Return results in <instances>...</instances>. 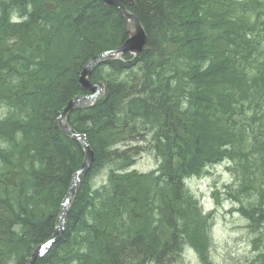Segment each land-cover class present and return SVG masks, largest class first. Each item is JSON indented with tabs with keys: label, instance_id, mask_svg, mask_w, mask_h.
Instances as JSON below:
<instances>
[{
	"label": "trees",
	"instance_id": "trees-1",
	"mask_svg": "<svg viewBox=\"0 0 264 264\" xmlns=\"http://www.w3.org/2000/svg\"><path fill=\"white\" fill-rule=\"evenodd\" d=\"M125 5L142 23L149 51L140 56L144 63L139 68L129 61L108 62L91 75V83L105 81V97L73 113L70 125L89 131L94 161L71 202L62 239L36 264H113L119 256L102 253L93 237L98 235L132 249L133 255L141 256L139 264H153L145 258L144 245L156 243L155 250L167 253L171 242L156 231L167 230L168 224L171 230L179 225L178 232H172L175 243L186 244L204 258L208 221L186 181L222 162L221 147L234 144L233 123L242 128L248 124L245 118L231 117L238 107L252 110V123L262 126L260 138L242 134L238 139L242 153L264 161V0H126ZM126 38L118 12L100 0H0V144L12 157L9 163L0 160V201L12 204L0 208V242L15 253L16 241L4 238L11 233V223L26 230L18 239L28 238L34 247L41 237L30 236L31 226L42 236L51 235L60 203L80 166L81 146L59 130L57 118L69 100L88 93L78 84L84 63L99 48L118 46ZM178 101L186 108L181 115L188 123L177 117L168 121L163 115L145 121L144 108L158 113L177 107ZM133 106L136 110L129 118ZM123 118L130 123L121 122ZM159 127L162 133L154 135ZM192 127L199 131L196 136ZM168 129L181 142L162 140L156 146ZM147 133L153 134L150 145L156 146L160 163L171 165L172 158L176 164V170L164 173V180L179 189V195L172 192L176 202L171 208L162 197L167 188L145 190L139 186L142 177L128 171L138 155L135 144ZM101 134L114 147H123L107 183L93 188L92 178L111 158L99 148ZM251 139L256 141L248 145ZM150 203L157 208H150ZM143 221L150 222L154 237L136 231ZM25 248L20 264L35 249ZM91 257L98 263H90Z\"/></svg>",
	"mask_w": 264,
	"mask_h": 264
},
{
	"label": "bare ground",
	"instance_id": "bare-ground-1",
	"mask_svg": "<svg viewBox=\"0 0 264 264\" xmlns=\"http://www.w3.org/2000/svg\"><path fill=\"white\" fill-rule=\"evenodd\" d=\"M125 1L123 2L122 7L124 9L130 11L131 13H133L125 5ZM100 2L102 3V5H104L103 2H102V0H100ZM105 7L106 8H113V9H115L118 12L117 8L114 7V6H110V7L105 6ZM118 15H119V12H118ZM139 22H140V20H139ZM140 24H141V26H142V28H143V30L145 32V29H144V27H143V25H142L141 22H140ZM123 25L125 26L124 22H123ZM72 41H74V40L71 39V42ZM119 46H121V44L118 45V46L116 44H112L111 45L112 48H108V49H105V50L103 48H99L97 50L96 55H94V56L90 57L88 60H86V62L84 63V66H85V64L89 60H91L93 58H96V57L97 58H101L108 51L117 50L119 48ZM147 51H149V48H148V43H147V39H146V44H145L144 48L137 55H135V56H131L130 55V57L127 59L126 57H124L125 55L122 54L119 58H115V59H112L111 61H106V62L98 65L93 70L92 73H94L99 67L105 65L108 62L123 63V62L129 61L130 64L133 67L139 68L144 63V61L140 58V56L144 52H147ZM158 55H159V52L155 56H158ZM155 56L152 57V60L157 61V58ZM100 82L103 83V85L106 88L105 81H98L97 83H100ZM72 99H74V98H72ZM69 101L66 103V105L64 106V108L59 112L58 118L59 117H62L65 120L66 124L73 131V134L75 136H77V137L83 136L86 139V141L89 143V140H88V138L86 136V133L87 132L89 133V131L87 129H85L86 131H84V130H78L77 131L73 127H71V125H70V120H71L70 117L72 116L73 113L80 111V109L70 110V111L66 110L67 109L66 106L69 103ZM37 104H38L37 101H35L34 102V106H36ZM260 108H262V107L260 106L259 109ZM135 110H136V108H134V106H133L132 113L130 114L129 118L132 117V114L134 113ZM140 110H142V108ZM40 111H42V109H40ZM143 111H144V113L146 115V120H145L146 122H150V121L154 120L157 115H160V116L163 115V116H169L167 118L168 121H171V118L177 117L183 123H188V119L185 116L181 115V114H185L186 113V108L183 105L180 106V107H174L173 109H171V105H170V106L166 107L165 111L162 110V111H160L158 113H155L154 110L149 109V108L148 109L144 108ZM251 111L252 110H250V109L241 110L238 107L234 111L233 115H231V117L233 119H237L238 117H242V118L247 119L248 124L246 123L245 124L246 127L245 128H242V127H239L238 124L236 125L235 123H233L234 128H235V130L233 131V135H232L233 136L234 144H224L221 147V152L222 153L219 156L220 157L219 158L220 160L223 161V160H226L228 158H235V157L239 156L242 153V149L240 147L239 140H238V139H240V137H241L242 134H245V135L254 134L256 138H260L261 137L262 126L260 127L259 124H257V123L253 124L252 123V120H251V117H252L251 114H252V112ZM123 120L126 123L127 122L130 123V119H128V118L121 119V122ZM228 124L230 125V122H228ZM95 125L103 126V124H99V123H96ZM57 126H58V123H57ZM110 127L112 128V125H110ZM59 130H60V128H59ZM192 130H193V133H192L193 136H196L199 133V131L196 130L194 127H192ZM149 131L150 130H148V132ZM152 132L155 135V132L162 133V130L159 127V128L154 129V131H152ZM90 134H91V131H90ZM153 134L150 135V133H147V136L148 137L151 136V138H152ZM2 135L3 134L0 135V139H1V136ZM101 136L103 138V141H102L101 145L99 146V148L102 150V152H104L105 154H108V157H111V158H109L110 163H113L115 160L120 159L119 158V156H120L119 153L122 151V148H120V147H123V144H119V145H117V146L114 147L111 143L108 142V138L107 137H105L103 134H101ZM162 140H172L175 143L181 142L178 138H176V136H174L173 134H171V130L170 129H168L164 135L161 134V136L158 138V140L156 142V146H159L158 142L161 141V143H162ZM20 142H21V139H19V138L16 137V144H19ZM150 142H148V143L151 144ZM89 146L91 148L90 143H89ZM135 146H137V150L139 151V147L141 146V143L138 142V143L135 144ZM156 146L155 145H151L150 146L151 149L153 150V153L155 155L157 154V151L155 150L156 149ZM81 150H82V148H81ZM91 150L93 151L92 148H91ZM140 154L143 155L144 153L142 151H140ZM83 158H84V154H83V151H82L81 163L83 162ZM0 160H4L7 163H9L12 160V157L11 156H9L8 154L6 155V151H5V149L3 147H1V144H0ZM81 163H80V165H81ZM1 165H2V162L0 161V168H1ZM175 165L176 164L174 163V159L171 158V165H169V164L168 165H164V164H161L160 163V165L158 167H156L154 170H151L149 172H144V173H142V172L141 173H138L142 177V179H141L142 181L139 183V186L141 188H143L145 190H148L150 192L151 191H157V190H159L162 187L167 188V192H164L162 194V197H163V199L166 202L165 205L167 207H169V208H171V202H173V203L176 202L175 200L171 199L172 192H174L175 195H179V189H178V187L171 186V184L167 183L164 180V173L166 171H168V170H176V166ZM133 167H134V163L132 165H129L128 171L129 172H136V170L133 169ZM99 172H101V171H99ZM199 178H201V177L198 176V179ZM146 179L149 180V181L147 182ZM69 187H70V183H69L68 188ZM171 188L173 189L172 191H171ZM78 190H79V188H78ZM78 190H77V193H78ZM139 191H140V189L137 186L136 193H139ZM9 205L10 206L12 205L11 202H8V201H0V208L1 207H4V206H9ZM149 207L150 208H157V205H156V203L155 204L150 203L149 204ZM259 210H260V208L253 209V211H259ZM121 217H122L121 220H126V216H124V215L121 214ZM113 218L116 219V220H120V217H116L115 215L113 216ZM102 219H103V217H102ZM99 221H101V218H100V220L98 219V222ZM65 224L67 225V219H66ZM102 224H103V220H102ZM149 224H150V222H147V221L140 222V225L141 226H147L148 229H144V228H142L141 226L138 225L136 231L138 233L142 234V235H146L148 237H154V234L151 232V227L148 226ZM166 228H167V230H159V231H156V232H157V234H159V237H162V236L167 235V237L165 239L171 242V246L169 247V249L167 250V253H166L164 251H158V249L155 250L158 247L156 243H155V246L153 245L155 247V249H154L153 246L151 245V242H147L146 245H144V246L147 248L146 249V254H147L148 257L145 256V258H146V260H147L148 263L149 262L151 263V261H149V260H152L153 264H159V262H160V264H175L176 260L178 258L184 257V254L186 253L185 251L188 250V248H190L186 244H184L183 246H179L177 243L174 242V239L172 237V232H178V230H179V225L178 224L175 225V227L173 228V230H171V224L170 225L169 224L166 225ZM28 231H29V234H30L31 237H33V236L41 237L40 238L41 239V242L38 243V244L40 246H42L43 249H48V253L53 249L54 245H56L61 240V239H58L55 242H51L54 233H52L51 235L47 234L45 236H42L37 231V229L35 227H33V226H31L28 229ZM10 232H11L10 233L11 235L10 234H6V235H4V238L8 242H11V243H13L14 241H16V247L15 248H16V251L17 252L15 253L13 251V249L8 244L0 242V264H19V258L20 257H19L18 254L21 253V252H23V251H25V247L35 248L32 243H30V242L27 241L28 238H26L23 241H21V240L18 239L19 234H21L23 236L22 238H24L25 237V234H26V230L24 228L22 229L20 224L15 223L13 221L11 223V225H10ZM6 233H8V232H6ZM13 233L14 234H17V235L16 236L15 235H12ZM93 237L95 238V242L97 244V247L100 248V251L102 253H108L109 254V252H110V253H112L113 256H119L117 258V261H116V259H113L112 260V263L113 264H139L140 263V260H141L140 257L141 256H139V255L138 256L133 255L132 254V252H133L132 249H130L129 247L124 246L121 242H118L116 239H114V238H103L102 235H100V236L98 235L97 237L96 236H93ZM159 244H161V240H160V242H158V245ZM141 245L142 244L139 243L138 244V247L140 249H143L144 246H141ZM232 258L233 259H236V260H239V259H241V256L232 255ZM87 260L90 263H98V259L96 257H91V258H88ZM209 262L210 263H213L212 260H209ZM36 263L37 262L33 261V264H36ZM198 264H207V258H206V256H204V258H201Z\"/></svg>",
	"mask_w": 264,
	"mask_h": 264
},
{
	"label": "rangeland",
	"instance_id": "rangeland-1",
	"mask_svg": "<svg viewBox=\"0 0 264 264\" xmlns=\"http://www.w3.org/2000/svg\"><path fill=\"white\" fill-rule=\"evenodd\" d=\"M180 106L182 105L178 101L177 107ZM150 141L151 136L147 135L139 140L141 146L139 151L136 150L138 155L133 158V169L137 173L149 172L160 165V160L148 143ZM140 151L144 154L141 155ZM239 162L246 163L245 160L235 158L233 162L208 167L203 177L187 182V188L205 209L207 219L212 217L213 236L217 244L214 261L219 264H224L225 261L230 264L237 262L238 260L231 258L232 255L244 257L246 253H250L255 240L250 231L260 233L259 240L264 247V219L259 221L257 213L253 212L256 208L264 209V202L260 200L264 189V170L258 164L243 166V170H240ZM117 165L118 162L115 161L97 173L91 180L93 188L103 187L107 183L110 170L116 169ZM242 176L247 181L243 189L240 183ZM249 244L250 249L246 248ZM185 252L184 257L175 264H198L197 256L188 253V250ZM26 253L25 248L24 255Z\"/></svg>",
	"mask_w": 264,
	"mask_h": 264
},
{
	"label": "water",
	"instance_id": "water-1",
	"mask_svg": "<svg viewBox=\"0 0 264 264\" xmlns=\"http://www.w3.org/2000/svg\"><path fill=\"white\" fill-rule=\"evenodd\" d=\"M124 1L125 0H102L105 6H114L117 8L119 16L126 26V32L128 34L127 40L121 46H119L117 50L108 51L101 58H93L85 64L80 73L78 84L83 90L88 91L89 94L82 95L70 100L66 106V110L70 111L76 109H89L97 101L101 100L104 97L105 86L103 85V83L100 82L97 84H91L89 81L93 70L98 65L106 61H111L112 59L119 58L122 54L135 56L144 48L146 44V34L137 17L133 13L122 7ZM57 123L61 132H63L71 140H75L77 143L80 144L84 154V158L83 162L80 165V168L73 175L70 182V187L68 188L64 199L62 200V203L60 205L59 213L56 220V227L51 242H55L62 237L65 230V222L69 209V204L77 193L81 179L89 171L91 164L94 160V152L91 150L89 143L86 141V139L83 136H75L73 134V131L69 128V126L66 124L65 120L62 117L58 118ZM47 250L48 249H45V251L41 252V254L47 252ZM37 257H39V255L36 250L32 254V258L27 264H33V261H35Z\"/></svg>",
	"mask_w": 264,
	"mask_h": 264
}]
</instances>
